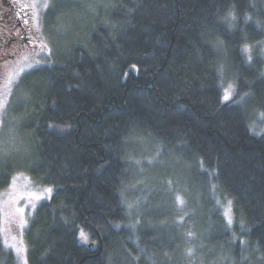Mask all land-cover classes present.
Segmentation results:
<instances>
[{
  "label": "trees",
  "instance_id": "trees-1",
  "mask_svg": "<svg viewBox=\"0 0 264 264\" xmlns=\"http://www.w3.org/2000/svg\"><path fill=\"white\" fill-rule=\"evenodd\" d=\"M233 2L61 0L54 13L44 10L42 32L54 52L12 92L20 100L18 149L0 165V190L20 171L52 187L25 230L28 264H249L264 254V56L252 48L249 65L243 51L264 41L256 24L264 21V0ZM18 42L8 35L4 51ZM221 76L235 86L229 102H222ZM246 92L243 107L232 102ZM145 142L158 158L172 152L192 166L188 196L197 192L201 206L191 227L188 214L178 226L155 203L159 193L132 196L126 210L127 169L143 163ZM220 196L232 202L231 226ZM132 220H139L133 228ZM81 229L90 242L80 240ZM0 264H15L1 245Z\"/></svg>",
  "mask_w": 264,
  "mask_h": 264
},
{
  "label": "rangeland",
  "instance_id": "rangeland-1",
  "mask_svg": "<svg viewBox=\"0 0 264 264\" xmlns=\"http://www.w3.org/2000/svg\"><path fill=\"white\" fill-rule=\"evenodd\" d=\"M48 3L49 0H0V52L5 49L4 43L8 39V35H13V38L19 41L18 45L5 51L10 53V57L0 61V165L8 160L12 162L18 149L15 148L13 139L18 132L19 120L14 115L13 110L20 100H12V92L25 72L40 66L36 65L37 60L42 61L41 65L44 64V59L49 60V56L45 57V54L40 50L43 43H49L42 32L41 22L45 10L44 6ZM4 12L6 14H1ZM26 20L27 24L25 23ZM19 22L21 25L18 24ZM20 35L26 39H21ZM29 37H31V43H28ZM220 83L223 94L229 84L232 85L234 91V84L225 76H221ZM8 104H12L11 113L4 124ZM5 151L7 156L4 155ZM158 152V149L146 151L147 155L143 159V163L134 162V165L131 164L128 167V180L122 189V196L127 200L132 196H146L148 192L150 194L159 193L160 195H154L158 198L155 203L158 202L160 208L165 206V212L170 213L176 224L180 226L179 223H183L184 220L183 216L191 214L189 213L190 208L196 210L197 207L200 208L201 206L200 202H194L199 199L196 198L197 192L188 196L190 191L193 192V185L190 184L188 178V171L191 170L192 166L175 158L173 153H169L167 159L158 158ZM152 157H157L156 161L148 164L147 161ZM45 189L52 190V187L49 185L40 186L34 183L27 173L20 171L14 173L7 187L0 190V245L12 254L15 264H22V258L27 260L25 230L37 205L51 196L52 191H45ZM180 200L183 201V204L179 202ZM217 203L221 206L226 222L233 221L232 202L220 196L217 197ZM18 207L23 211H16ZM205 216L207 213L202 215V217ZM21 220L24 221L23 225ZM187 222L188 226L191 227V219L188 220L187 218ZM205 223L208 225L207 221ZM231 224L229 225L231 226ZM186 225L184 224V226ZM258 257L254 254L253 259L250 258L253 262L249 264H261ZM187 264H196V262H187Z\"/></svg>",
  "mask_w": 264,
  "mask_h": 264
},
{
  "label": "snow or ice",
  "instance_id": "snow-or-ice-1",
  "mask_svg": "<svg viewBox=\"0 0 264 264\" xmlns=\"http://www.w3.org/2000/svg\"><path fill=\"white\" fill-rule=\"evenodd\" d=\"M60 4H61V0H53V2L46 4L44 6L45 9H46L45 15H50V14L54 13L56 11L57 7L60 6ZM100 6H103V7H112V5H95V6L94 5H89V8L100 7ZM236 6H237V4H236V2L234 0V2L232 4V7L235 8ZM253 7H254V5H253ZM129 11H131V9H129ZM228 16H230L232 20H235L236 19V17L232 14V12H229L228 13ZM244 19H245V23H247L248 21H250L252 19V17L249 16V15H245V18ZM25 23L27 24V20L25 21ZM256 24H257V27L258 28L264 27V21H262V20H257L256 21ZM67 26L68 25H63V24L60 25L58 31H60V30H66ZM230 27H231V25H230ZM28 43H31V37L28 38ZM221 44H222L221 41H216L215 44L212 45V47H214L216 49V51L219 53L221 51ZM254 47H260L261 48V53L260 54L262 56H264V41H257L255 45H247V46H245V48L243 49V51L249 53V55H248V61H247L249 63V65H251V62H252V59H253V57H252V55L250 53H251L252 48H254ZM40 50H41L42 53L45 54V57L51 56L53 54V52H54V48H50L49 47V43H43L40 46ZM43 63L44 64H47L48 63V60L47 59H44L43 60ZM41 64H42V61L41 60H37L36 61V65H41ZM29 67L31 68L32 66L30 65ZM132 67L135 68V65H133ZM224 70H225V65L221 64L220 67H219V69H218V72L221 73V74H223ZM31 75H32L31 72L26 73L21 78L20 83H27V81L29 80V78H30ZM262 75H264V73H262ZM18 86L19 85H17V87ZM28 87H30L31 89L34 90L37 87V85L35 83H32V84L28 85ZM232 92H233V87H232L231 84H229L228 87H227V89H225V92L223 94L222 102H229L231 100V98H232ZM248 96H251V93L250 92L244 93L243 96H240L239 99L234 100L232 102H234L235 104L240 105L241 107H243L247 103V101L245 100V97H248ZM20 98L22 100H27L29 98L28 92H26V91L25 92H22ZM5 115H6V112H5ZM4 155L7 156V152L6 151H5ZM158 155H159V152L157 153V156ZM156 159H157V157H152L147 162H148V164H152V163H154L156 161ZM136 163L137 164H140L141 162L140 161H136ZM45 191L51 192L52 190L51 189H45ZM121 195H123V193H121ZM179 202L181 204H183V201L182 200H180ZM128 207L131 208V207H133V205L132 204H129ZM16 211L22 212L23 209H21V208L18 207L16 209ZM137 223H139V221H137ZM228 223L231 224L232 221L229 220ZM21 224L22 225L24 224V221L23 220H21ZM114 227L119 228L120 225H114ZM132 227H135V226L133 225ZM241 229L244 230L243 223H241ZM188 235L191 236L193 234L191 232H189ZM79 238L84 243H87L88 242V234L83 229L80 230ZM235 239H236L235 236H233V240H235ZM240 243L244 247H247V241H241ZM255 250L257 252H260L261 251V249L259 247H257ZM141 251H143V250H141ZM192 251H193L192 249H188V253L189 254H191ZM247 259H248L247 256H243L242 255L240 257L241 262L246 261ZM258 259L264 260V254H262L261 256H259ZM22 264H27L26 258H22Z\"/></svg>",
  "mask_w": 264,
  "mask_h": 264
},
{
  "label": "bare ground",
  "instance_id": "bare-ground-1",
  "mask_svg": "<svg viewBox=\"0 0 264 264\" xmlns=\"http://www.w3.org/2000/svg\"><path fill=\"white\" fill-rule=\"evenodd\" d=\"M150 143L149 142H145V143H143L142 144V146H143V151H152L151 150V148L149 147L150 145H149ZM161 152H163L162 150H161ZM169 153L170 154H172V152H166V151H164L163 153H162V156H163V158L164 159H167L168 157H169ZM163 169V168H162ZM185 177V176H184ZM190 193H191V191H190ZM138 198H141V196H139ZM197 198V197H196ZM226 198V197H225ZM122 199H124L123 198V196H122ZM126 200V199H125ZM126 201H131L130 203H125L126 204V210L127 209H129V207H128V205L129 204H135L136 203V201L134 200V197H131V198H128ZM138 204V203H137ZM189 213H191V214H189V217H190V219L191 220H193V221H195L196 219H197V212H196V210L195 209H193V208H190V210H189ZM131 217V216H130ZM134 220V219H133ZM130 221L131 223L129 224V226L131 227V228H133L132 226L134 225H136V224H138L137 223V221H139V220H136V222L135 221ZM146 222V223H145ZM135 223V224H134ZM142 223H145V225H142L144 228H146L147 230H150L151 231V229H153V224H151L152 222H149V219H145ZM141 223V224H142ZM138 228V226L136 227V229ZM216 231H217V229H215L214 231H212V233L213 234H215L216 233ZM210 232V231H209ZM210 234V233H209ZM88 241H89V239H88ZM90 242V241H89Z\"/></svg>",
  "mask_w": 264,
  "mask_h": 264
},
{
  "label": "flooded vegetation",
  "instance_id": "flooded-vegetation-1",
  "mask_svg": "<svg viewBox=\"0 0 264 264\" xmlns=\"http://www.w3.org/2000/svg\"><path fill=\"white\" fill-rule=\"evenodd\" d=\"M1 14H6L5 12L4 13H1ZM19 25H21V22H19L18 23ZM20 34H22V33H20ZM20 38L21 39H24V38H22V35H20ZM26 39V38H25ZM24 39V40H25ZM7 57H10V53H7V52H5L4 51V49L2 50V52H0V61L2 60H4V59H6Z\"/></svg>",
  "mask_w": 264,
  "mask_h": 264
}]
</instances>
